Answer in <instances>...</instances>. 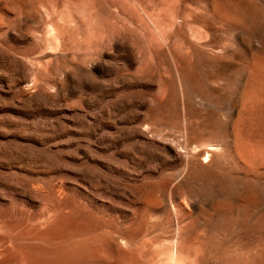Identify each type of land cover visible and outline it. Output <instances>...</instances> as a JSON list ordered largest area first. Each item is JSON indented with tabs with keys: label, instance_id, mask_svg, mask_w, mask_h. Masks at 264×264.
Masks as SVG:
<instances>
[{
	"label": "rangeland",
	"instance_id": "1",
	"mask_svg": "<svg viewBox=\"0 0 264 264\" xmlns=\"http://www.w3.org/2000/svg\"><path fill=\"white\" fill-rule=\"evenodd\" d=\"M263 80L262 0H0V264H264Z\"/></svg>",
	"mask_w": 264,
	"mask_h": 264
},
{
	"label": "bare ground",
	"instance_id": "2",
	"mask_svg": "<svg viewBox=\"0 0 264 264\" xmlns=\"http://www.w3.org/2000/svg\"><path fill=\"white\" fill-rule=\"evenodd\" d=\"M264 1V0H262ZM251 14V13H250ZM214 17L219 19L220 21H223V22H232V23H237L236 22V17L234 14H232L231 12L227 11V10H224L222 9V7L220 8L219 6H216L214 8V13H213ZM250 16V15H249ZM247 17V16H246ZM249 18V17H247ZM246 21V20H245ZM250 22V20H249ZM242 24V23H241ZM246 25V24H245ZM250 27V26H249ZM242 31V30H241ZM260 79V78H259ZM264 82V80H263ZM254 86V85H253ZM259 86V85H258ZM263 86V85H262ZM260 88V87H259ZM258 88V89H259ZM182 89V88H181ZM253 89V88H252ZM261 89V88H260ZM264 89V88H263ZM256 90V89H255ZM264 91V90H263ZM256 92V91H255ZM262 92V91H261ZM187 93V92H186ZM257 94H259L257 92ZM256 97H260L259 95H257ZM184 99V98H183ZM247 101V100H246ZM257 102V101H256ZM255 105V104H254ZM258 111V110H257ZM185 112V111H184ZM185 115V114H184ZM251 115V114H250ZM258 124V123H257ZM243 134V133H242ZM236 135H237V132H236ZM243 136V135H242ZM248 137V136H247ZM249 138V137H248ZM242 141V140H241ZM248 143V142H246ZM237 144V143H236ZM241 144V143H240ZM251 144V143H250ZM249 146V145H248ZM247 146V147H248ZM242 147V146H241ZM216 148V147H215ZM239 148V147H237ZM253 150V149H252ZM257 150V149H256ZM233 151V150H232ZM206 152H208L207 154L208 155H211L212 153H214L213 150H207ZM248 153H250V157L251 158H246L245 157V154L241 152V150L239 151H236L235 154L233 155V158L232 160L235 161L236 163H242V165L244 166L245 169H247L248 173L252 174L255 176V167L254 165H256V162L254 161L255 159V156L253 157V152L252 151H248ZM259 153V152H258ZM212 156V155H211ZM188 157V156H187ZM188 160V159H187ZM228 163V162H227ZM260 163V162H259ZM253 183V182H252ZM251 202H254V199L251 201ZM247 205V204H246ZM225 208V205L224 204H220V205H217L216 207H214V210L215 211H219L221 209ZM207 216H211L210 214H207Z\"/></svg>",
	"mask_w": 264,
	"mask_h": 264
}]
</instances>
